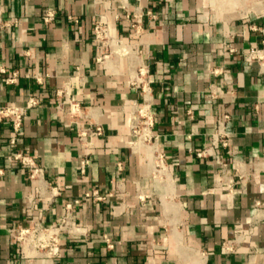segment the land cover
Segmentation results:
<instances>
[{
	"label": "crops",
	"instance_id": "1",
	"mask_svg": "<svg viewBox=\"0 0 264 264\" xmlns=\"http://www.w3.org/2000/svg\"><path fill=\"white\" fill-rule=\"evenodd\" d=\"M0 4L18 20L1 37L0 106L42 99L26 111L14 145L11 123L0 122V264H264V58L245 59L253 48L264 53V0ZM47 9L56 11L49 23ZM101 19L128 53L96 37ZM141 67L145 82L136 80ZM145 99L163 178L132 145L135 108ZM68 100L79 112L70 113ZM225 115L229 145L217 147L212 133ZM96 124L104 133L82 140ZM17 152L60 190L36 203L46 224H58L72 204L77 229L62 235L51 260L20 253L16 235L29 223L38 184ZM92 192L100 198L86 196Z\"/></svg>",
	"mask_w": 264,
	"mask_h": 264
},
{
	"label": "built area",
	"instance_id": "2",
	"mask_svg": "<svg viewBox=\"0 0 264 264\" xmlns=\"http://www.w3.org/2000/svg\"><path fill=\"white\" fill-rule=\"evenodd\" d=\"M56 11L54 9H47L43 13V20L46 23L52 22L55 20ZM129 17V14H127ZM18 24V20H10L5 18L4 9L0 4V43L3 31L5 28ZM132 27L138 31V24H131ZM95 34L99 40L107 41L110 46H112L116 51H121L128 53L127 45L123 40L113 38L108 32L107 22L104 19H101L95 26ZM103 56H99L98 60H101ZM264 58V53L259 48H253L249 54L246 56V61L251 62L253 60H259ZM0 72L6 74L7 69L4 66H0ZM148 69L145 67L139 68L138 75L136 80L138 82H145L146 77L148 76ZM16 73L12 76H8L6 81L13 82L16 78ZM37 79H39L37 77ZM61 91H58L60 94ZM214 93V92H213ZM70 104V113L76 114L80 110L79 103L72 102L68 100ZM42 103V99L36 95H31L27 99L25 106L17 105H2L0 106V122L8 121L11 123L14 135L11 138V144L16 143L17 135L20 134L23 118L26 114V111L37 107ZM228 118V115H225L224 119H219L217 122V128L212 133L215 136V146L220 144L223 146L229 145L228 133L221 131L222 124L225 119ZM154 126V117L151 111V104L148 100L145 99L143 104H137L134 113V121L132 123L131 129L132 134L137 137L132 141L133 148L135 150L140 149V142L146 145V148L151 151L150 161L153 168V173L155 177L163 178L167 174L165 155L161 152L156 144V136L153 133ZM104 133V128L100 124L94 126H89L82 130L79 135L82 140H85L87 137H94ZM221 134L218 138V134ZM205 154L204 151L198 153L199 156ZM13 158L21 161L22 164L27 166L30 169V179L31 181L37 182V194L35 196H30L28 199V209L31 210L30 213L32 216L29 219V223L24 226H20L16 239L20 246V253L23 257L27 258H38L44 261L51 260L61 253V244H62V235L67 232H73L77 229V223L74 220L71 207L72 204H67V213L61 218L58 224H46L44 222L43 212H35L36 203L44 199H50L56 195L60 194L58 187L53 186L44 178L43 168L37 163V161L29 155L17 152L13 155ZM90 159L84 157L81 159L79 168L80 171L84 174L87 171ZM119 169H122V164H118ZM1 171V170H0ZM94 195V198H100L97 192L87 193L86 196ZM75 203H78L79 200H75ZM112 246L111 243H109Z\"/></svg>",
	"mask_w": 264,
	"mask_h": 264
},
{
	"label": "rangeland",
	"instance_id": "3",
	"mask_svg": "<svg viewBox=\"0 0 264 264\" xmlns=\"http://www.w3.org/2000/svg\"><path fill=\"white\" fill-rule=\"evenodd\" d=\"M135 139H137L138 140V138L136 137ZM140 149H143L145 152H146V154L148 155V156H150L151 155V151L150 150H148L147 148H146V145L144 146V144L142 143V142H140Z\"/></svg>",
	"mask_w": 264,
	"mask_h": 264
}]
</instances>
